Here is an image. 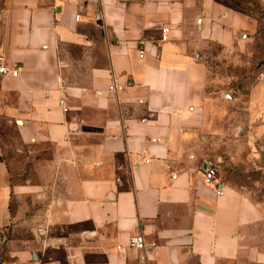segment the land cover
<instances>
[{"label": "crops", "instance_id": "0c3cea01", "mask_svg": "<svg viewBox=\"0 0 264 264\" xmlns=\"http://www.w3.org/2000/svg\"><path fill=\"white\" fill-rule=\"evenodd\" d=\"M243 26L216 0H0V57L19 69L0 75V116L36 175L11 180L0 146V264H140L138 232L148 264H264V208L235 185L228 113L205 96V49Z\"/></svg>", "mask_w": 264, "mask_h": 264}, {"label": "rangeland", "instance_id": "374dc122", "mask_svg": "<svg viewBox=\"0 0 264 264\" xmlns=\"http://www.w3.org/2000/svg\"><path fill=\"white\" fill-rule=\"evenodd\" d=\"M239 15L244 26L235 29L234 43L225 47L219 42H210L204 51V62L208 68L206 100L219 97L220 107L228 116L223 120L224 133L221 145H233L236 162L233 180L236 186L245 188L250 200L264 208V2L261 0H216ZM227 115V114H226ZM228 120V122H227ZM229 123V131L227 124ZM212 129L211 120L208 121ZM204 131V152L211 158L212 132ZM0 146L3 158L10 164V178L14 182L31 178L35 172H26V147L20 145L13 119L0 116ZM247 149L254 154H247ZM23 152H20V151ZM252 157L246 163V157ZM224 168L229 164H223ZM34 210H43L47 201L26 199ZM49 202V201H48ZM12 205H21L18 197ZM10 237L9 232L0 233ZM26 237L27 234H22ZM3 243L0 244V260H7Z\"/></svg>", "mask_w": 264, "mask_h": 264}, {"label": "built area", "instance_id": "2783aa9c", "mask_svg": "<svg viewBox=\"0 0 264 264\" xmlns=\"http://www.w3.org/2000/svg\"><path fill=\"white\" fill-rule=\"evenodd\" d=\"M79 1H86V0H79ZM75 19L79 20V14L75 15ZM96 20L101 21V15H99ZM166 29H163L165 32ZM19 69L17 67H9L6 65L2 58L0 57V75H11L13 77L17 76ZM122 89V86L116 83L115 79H112L111 84L108 87L107 93L111 95L117 96L118 92ZM138 103H142L141 99L137 100ZM66 110V108H65ZM145 119H143L144 121ZM202 178L203 183L209 187L210 189L214 190L216 193L221 194L223 189V182L217 173V167L213 163H207L206 166L202 169ZM129 246L138 250L140 253L138 255V260L140 264H148V255L146 252V244L144 235L140 232L134 233L129 237Z\"/></svg>", "mask_w": 264, "mask_h": 264}, {"label": "water", "instance_id": "95a60500", "mask_svg": "<svg viewBox=\"0 0 264 264\" xmlns=\"http://www.w3.org/2000/svg\"><path fill=\"white\" fill-rule=\"evenodd\" d=\"M205 166H206V164H205ZM205 166H204V167H205Z\"/></svg>", "mask_w": 264, "mask_h": 264}]
</instances>
